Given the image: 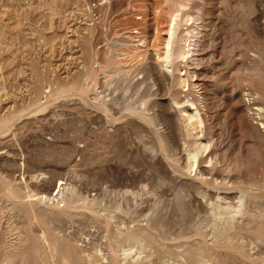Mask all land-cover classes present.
I'll use <instances>...</instances> for the list:
<instances>
[{"label": "rangeland", "instance_id": "rangeland-1", "mask_svg": "<svg viewBox=\"0 0 264 264\" xmlns=\"http://www.w3.org/2000/svg\"><path fill=\"white\" fill-rule=\"evenodd\" d=\"M0 264H264V0H0Z\"/></svg>", "mask_w": 264, "mask_h": 264}, {"label": "bare ground", "instance_id": "bare-ground-1", "mask_svg": "<svg viewBox=\"0 0 264 264\" xmlns=\"http://www.w3.org/2000/svg\"><path fill=\"white\" fill-rule=\"evenodd\" d=\"M169 46H171V49H173V51H175L176 52V50H177V46H178V41H177V39L175 38V35H173V34H169L168 35V40H166V47L167 48H169ZM190 51V50H189ZM168 52H166V54H167ZM189 53V52H188ZM188 155H190V154H188ZM192 155V157L194 158L195 156H196V153H194V154H191ZM191 156H190V158L191 159H193ZM197 160V159H196ZM191 162H193V160L191 161ZM196 162V161H195Z\"/></svg>", "mask_w": 264, "mask_h": 264}]
</instances>
